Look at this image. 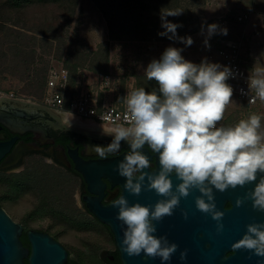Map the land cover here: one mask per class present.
<instances>
[{
	"label": "rangeland",
	"instance_id": "obj_1",
	"mask_svg": "<svg viewBox=\"0 0 264 264\" xmlns=\"http://www.w3.org/2000/svg\"><path fill=\"white\" fill-rule=\"evenodd\" d=\"M169 12H182L167 19L182 25L177 36H190L191 46L158 35L164 31L160 16ZM243 15L249 19L240 22ZM210 24L226 28L227 35L208 39ZM229 40L242 42L241 60L249 72L264 74V0H64L21 7L0 0V95L43 101L47 84L39 89L31 82L63 67L72 80L86 76L94 88L112 75L115 99H109L122 102L127 93L147 87L144 71L167 47L183 49L182 56L195 64L205 58L214 63ZM250 114L237 104L226 111L223 124ZM30 166L23 173L0 171V206L26 231L54 237L70 259L104 264L102 254L115 251V241L106 228L73 211L76 187L67 178L49 176L44 167Z\"/></svg>",
	"mask_w": 264,
	"mask_h": 264
},
{
	"label": "clouds",
	"instance_id": "obj_2",
	"mask_svg": "<svg viewBox=\"0 0 264 264\" xmlns=\"http://www.w3.org/2000/svg\"><path fill=\"white\" fill-rule=\"evenodd\" d=\"M181 13L161 14L164 31L158 35L170 40L179 39L191 46L190 36H177V29L182 25L167 19ZM216 34L226 36L227 29L217 24L207 25L208 39ZM208 39L206 46H209ZM182 51L169 46L159 59H153L147 65L144 73L157 86L151 91L140 87L121 98L127 111L125 122H118V117L107 114L101 119L100 127L102 135L112 138L111 142L103 147L90 146L104 158L118 151L122 142L126 143L128 151L115 169L125 178L123 189L131 195L139 196L142 190H147L162 197L148 206L130 204L123 195L112 201V207L118 208L116 219L121 222L122 251L129 257L144 253L151 259L159 258L161 264L170 262L178 245L169 243L164 236L157 237L153 222L172 216L181 199L187 198L192 191L200 193L195 199L196 209L217 222L218 234L224 231L221 223L224 212L217 208L216 191L223 193L254 183V188L243 199L236 200V206L241 207L251 200L253 209L264 212L262 117L251 113L233 125L221 123L226 106L235 103L232 99L234 89L227 83L230 78H235V73L229 66L212 63L207 58L195 64L186 60ZM248 89L255 92L249 103H255L257 99L264 102V74L257 72L249 77ZM241 92L244 94L243 89ZM74 119L71 111L64 110L62 124L66 129L72 127ZM152 154L158 157V171L157 160L153 165L149 158ZM46 162L53 163L50 158ZM173 177L179 182L175 188ZM183 216L187 220V212ZM234 247L264 258V223L249 224ZM186 258L185 250L180 253V259Z\"/></svg>",
	"mask_w": 264,
	"mask_h": 264
},
{
	"label": "water",
	"instance_id": "obj_3",
	"mask_svg": "<svg viewBox=\"0 0 264 264\" xmlns=\"http://www.w3.org/2000/svg\"><path fill=\"white\" fill-rule=\"evenodd\" d=\"M15 142L16 140L0 143V171L7 170L11 166L7 156L11 153ZM123 158L97 163H87L77 159L75 161L78 171L83 174L91 192H95V188L103 189L100 180L105 178L113 186L118 185L122 188L121 195L130 204L154 205L162 198L154 191L142 190L141 194L136 196L123 189L125 178L120 177L115 171ZM158 169L159 165L157 171ZM172 179L175 188L179 182L174 177ZM254 186L253 183L243 188L238 186L235 190L230 188L223 193L215 192L217 208L224 212L221 221L224 231L220 234L216 231L217 222L211 216L196 209L195 199L200 193L195 190L187 198L181 199L179 207L174 210L172 216L165 217L160 222L154 221L157 237L164 236L169 243L178 245L177 252L168 264H264V258H257L249 250L234 247V244L245 234L249 224L264 223V212L253 209L251 200L245 201L241 207L236 206V200L243 199ZM86 202L94 216L109 227L114 236L121 264H161L159 258L151 259L144 253L129 257L122 251L120 244L123 232L121 222L116 219L118 208L112 205L103 206L90 199ZM228 204L231 205L230 209H226ZM184 212L188 214L187 220L184 219ZM23 234L24 227L15 222L0 206V264H26V261L28 264H68L69 252L50 235L36 230L28 231L30 248H27L21 241ZM185 250L187 258L181 261L180 253Z\"/></svg>",
	"mask_w": 264,
	"mask_h": 264
},
{
	"label": "flooded vegetation",
	"instance_id": "obj_4",
	"mask_svg": "<svg viewBox=\"0 0 264 264\" xmlns=\"http://www.w3.org/2000/svg\"><path fill=\"white\" fill-rule=\"evenodd\" d=\"M61 116H63L61 112L44 106L33 98L17 97L15 95L12 97L0 96V143L16 140L11 153L7 156L11 166L4 171L12 174L23 173L31 167L30 165L36 164L37 167H44V170L49 172V176L59 175L65 179L67 178L74 185V190L76 187L73 196V211H76L77 208L97 224L106 228L114 240L109 227L102 224L94 216L86 200L90 199L103 206H110L113 200L121 196L122 188L118 185L113 186L111 182L103 178L100 180L103 189L95 188V192H91L83 174L77 169L75 159L87 163L116 160L124 157L128 151V145L122 142L118 151L101 158L90 147H103L111 142L112 138L102 135L99 130L101 124L74 119L80 123L94 125L95 130L86 131L77 127L66 129L61 122ZM152 155L153 157L149 156V158L152 159L153 165L156 164L157 160L158 168V157ZM49 158L53 163L46 162ZM20 168L23 170L16 171ZM230 208L231 205L228 204L226 209ZM25 232L28 231L24 228ZM43 233L48 234L47 232ZM104 253V256H102L104 264H117V261H120L118 264H121L116 246L115 251L109 253L105 251Z\"/></svg>",
	"mask_w": 264,
	"mask_h": 264
},
{
	"label": "built area",
	"instance_id": "obj_5",
	"mask_svg": "<svg viewBox=\"0 0 264 264\" xmlns=\"http://www.w3.org/2000/svg\"><path fill=\"white\" fill-rule=\"evenodd\" d=\"M248 19V15H243L239 18V21L243 22ZM241 48L242 42L240 40H229L225 42L218 50L217 60L214 62L229 66L235 73V78H230L227 81L234 89L232 99L235 103H230L226 106L225 115L227 110L232 109L238 104L247 107L249 113L259 114L264 119V102L257 99L255 103H249V100L255 96V92L254 90L249 91L248 78L254 76V74L243 66ZM113 84L114 80L111 75L103 76L101 78V87L99 91H96L94 87L90 86L86 76H80L76 87L71 89L70 72L63 67H56L48 73L47 92L44 100L37 102L57 110L62 114L64 110L71 111L75 119L82 122L102 124L101 119L111 113L114 118H119L118 122L123 123L127 115L125 105L108 103L106 100V95L114 93ZM242 89L244 90V94L241 92ZM99 92L105 95L102 100L99 97ZM104 122L107 123L106 120Z\"/></svg>",
	"mask_w": 264,
	"mask_h": 264
},
{
	"label": "trees",
	"instance_id": "obj_6",
	"mask_svg": "<svg viewBox=\"0 0 264 264\" xmlns=\"http://www.w3.org/2000/svg\"><path fill=\"white\" fill-rule=\"evenodd\" d=\"M48 1L60 3V2H63L64 0H11V4L15 7H21L23 5L29 6V5H32V4L37 3V2L46 3ZM107 72H108V70H106L105 73H107ZM46 84H47L46 77H43V76L40 77V74L39 75L37 74L36 79L34 81H32L30 85L32 88L43 89L46 86ZM156 86L157 85H156V82L154 80L153 81L148 80V85L145 88V90L151 91ZM21 241L25 247L30 248V244H29L28 237H27V232H25L23 234V236L21 237ZM74 263H78V262L69 258V264H74ZM118 263H120V261H117V264ZM26 264H28V261H26Z\"/></svg>",
	"mask_w": 264,
	"mask_h": 264
},
{
	"label": "crops",
	"instance_id": "obj_7",
	"mask_svg": "<svg viewBox=\"0 0 264 264\" xmlns=\"http://www.w3.org/2000/svg\"><path fill=\"white\" fill-rule=\"evenodd\" d=\"M80 76H82V75L77 76L74 80H72V76H71V89H74V88L76 87L77 82H78V78H79ZM111 76H112V75H111ZM112 78H113L114 81H116L115 78H114L113 76H112ZM87 79H88V78H87ZM89 84H90L91 87H93L92 84H91L90 82H89ZM114 85H115V83H114ZM95 90H96V91H99V88H96V87H95ZM104 96H105V95H104L102 92H99V97H100L101 100L104 98ZM106 96H107V99H106V100H107L108 103H115V104H117V105H122V104H123V102H118V101L115 102V101L113 100V98L115 99L114 93H113V94L106 95ZM111 96H112L113 98H111V100H110L109 98H110Z\"/></svg>",
	"mask_w": 264,
	"mask_h": 264
},
{
	"label": "bare ground",
	"instance_id": "obj_8",
	"mask_svg": "<svg viewBox=\"0 0 264 264\" xmlns=\"http://www.w3.org/2000/svg\"><path fill=\"white\" fill-rule=\"evenodd\" d=\"M2 96V95H0ZM61 118V122H62V116L60 117ZM59 118V119H60ZM76 120H73L72 121V127H77V128H80V129H83V130H86V131H92V130H95V126L90 124V123H80ZM101 131V129H99Z\"/></svg>",
	"mask_w": 264,
	"mask_h": 264
}]
</instances>
